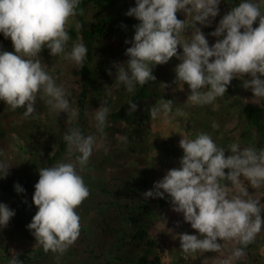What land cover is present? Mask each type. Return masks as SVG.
<instances>
[{
	"label": "clouds",
	"instance_id": "9594fccd",
	"mask_svg": "<svg viewBox=\"0 0 264 264\" xmlns=\"http://www.w3.org/2000/svg\"><path fill=\"white\" fill-rule=\"evenodd\" d=\"M80 2L0 0V33L11 39L15 50L0 51V101L12 110L24 108L25 118L34 114L41 118L35 107L38 96L53 111L75 113L65 89L56 84L38 56L47 48L50 55H62L63 59L83 66L88 50L82 42H73L66 51L71 39L67 26L77 14H84L79 9ZM220 3L221 0H136V6L126 15L140 23L134 26V40L126 41L132 44L125 53L128 61L113 65L114 85H123L132 93L137 85L156 80L154 66L177 57L181 62L175 68L174 82L189 86L191 94L186 104H212L224 96L235 78L243 80V88L251 89L255 99H264V0H240L233 6L211 33L218 39L210 47L197 25L210 26V18L219 15ZM180 12L185 14V20L177 18ZM257 22L258 27H253ZM75 28L79 31L82 24L76 22ZM189 30L190 36L186 35ZM178 48H182V55H178ZM108 75H112L111 70ZM246 76L250 79H244ZM173 106L172 100H159L149 109L151 119L163 116L164 122L169 123ZM129 108L135 112L138 105L129 101ZM109 111L107 106L95 110V126L101 134ZM176 114L185 115L180 108ZM216 127L214 123L213 128ZM182 137L179 146L184 154L180 166L169 170L153 190L143 194L144 199H163L167 194L172 210L182 213L185 222L199 233L179 235L181 251L186 254L219 253L231 241L242 245L234 247L227 258L216 261L233 264L245 255L244 248L264 226L261 202L249 195L245 183L252 189L264 185V149L241 148L237 143L225 149L203 132L191 139ZM63 139L67 154L69 158L75 156V163L60 162L39 169L33 196L38 211L27 226L45 252L61 254L80 235V216L75 209L90 195L77 165L82 172L97 144L96 136H85L78 128L69 129ZM226 152L230 155L226 156ZM9 169L0 160V178H6ZM14 187L17 193L24 191L19 184ZM14 215L7 205L0 204V226L7 227ZM10 264L23 262L13 258Z\"/></svg>",
	"mask_w": 264,
	"mask_h": 264
},
{
	"label": "trees",
	"instance_id": "16d2710c",
	"mask_svg": "<svg viewBox=\"0 0 264 264\" xmlns=\"http://www.w3.org/2000/svg\"><path fill=\"white\" fill-rule=\"evenodd\" d=\"M119 6L122 9L117 13H109L113 9H119ZM135 6L136 0H81L79 9H83L84 14H77L72 19L73 24L67 29L71 39L66 51L70 50L73 42H82L88 50L82 67L63 59L62 55H50L47 48L39 54L59 70L62 65H71L75 78L79 79L80 92L75 101L68 99L77 107V115L69 122L61 117L51 116L50 107L39 96L35 107L41 118H35V114L25 118L24 108L12 110L5 102L0 101V154L3 149L11 146L14 139L31 141L28 144L32 145L33 138L44 136L48 145L45 146L41 141V148L48 150L46 167L66 161L70 158L64 134L69 129L78 128L86 136L88 112L91 108L100 106L110 109L103 134L112 132V143L117 134L130 139L129 144H112V155L105 156L102 162L103 166L109 165L114 174L112 183L99 184L100 190L96 193L92 191L91 195L93 197L96 194V197L91 201L87 198L75 209L78 213L90 204L94 206L90 207L93 212L92 223L80 226L77 241L63 254L45 252L29 231V224L26 222L18 225L17 231L23 229L24 233L22 237L15 238L19 240L17 249L5 253L9 263L17 258L23 264H162L161 256L157 253V241L150 238L149 230L152 221L157 219L161 206L171 203V198L165 196L163 199H144L143 194L153 190L152 182L146 176L150 172L149 168L155 165L154 160L148 158L154 147L150 139L153 120L149 109L162 99L165 90L156 78L143 86L137 85L132 93H128L125 86L114 85L116 79L108 75L109 70L112 74L116 72L114 64H125L129 59L125 53L132 44L126 41L134 40L130 34L140 22L126 13ZM177 18L185 20L186 16L180 12ZM76 22L82 24L79 31L75 28ZM216 27L214 24L210 28L203 27L202 30L211 35ZM10 40L0 33V51H15L5 45ZM152 73L154 75L153 71ZM236 84V80L231 81L226 93H231ZM109 92L111 95H108ZM114 94H117V99ZM129 101L138 105L137 111L130 112ZM243 118L250 133L246 144L261 149L257 146V137L264 134V99L246 104ZM29 180V176L17 179L9 170L6 178H0V189L8 196V201L21 194L15 190L16 184L34 194L36 183ZM252 246L253 242L244 251L248 252Z\"/></svg>",
	"mask_w": 264,
	"mask_h": 264
},
{
	"label": "rangeland",
	"instance_id": "374dc122",
	"mask_svg": "<svg viewBox=\"0 0 264 264\" xmlns=\"http://www.w3.org/2000/svg\"><path fill=\"white\" fill-rule=\"evenodd\" d=\"M239 2L240 0H221L219 15L214 19L210 18V26L197 25L204 33L210 47L216 43L218 38L207 34L202 28H210L214 24L218 26L223 16L233 6L238 5ZM118 8L109 11V13H117V11L122 9V6ZM72 24L73 20L69 22L67 29ZM253 27H258V22ZM134 35L135 30L130 36L134 38ZM186 35L190 36L191 31L189 30ZM5 45L8 48H14L11 40L7 41ZM43 51L45 49L41 52ZM182 54V48H178V55ZM38 58L45 70L56 78V84L65 89L66 99L75 101L81 86L79 79H76L74 76V68L71 65H62L60 66L61 70H59L58 67L45 59V56L39 55ZM180 62L177 57H173L167 64L156 65L152 69L159 85L165 90L162 99L172 100L174 102L172 112L169 114V123L164 122L163 116H159L152 122V136L150 139L154 147L151 156L148 158L153 159L155 165L149 168L150 172L146 177L152 182L153 189L154 184L163 179L169 170L180 166V160L184 154L179 146V142L183 138L182 135L188 136L191 139L197 133L203 132L209 134L218 147L227 149L228 145L232 143L239 144L241 148L249 147L245 142L250 136V133H248V128L243 118V108L248 103L262 100L255 99L251 89L243 88V80L235 78L233 80H236L237 84L233 91L231 93H225L223 97H218L212 104L204 106L186 104L187 97L191 94L189 86L187 84L179 85L174 82L176 80L175 68ZM112 79H116V72L112 74ZM244 79H250V77L246 76ZM114 95V98L117 99V94ZM70 106L71 109L75 110L74 115L53 111L49 108L50 114L53 117H61L66 122H69L77 115V107L71 103ZM98 108H91L89 110V125L86 128V136H96L97 144L94 146L89 162L82 172L79 169V165H77V171L83 177L85 184L90 190L88 197L90 201L96 197V194L93 197L91 196L92 191L96 193L100 190L99 184L112 183L114 180L112 178L114 174L110 166L102 165L105 156L112 155V144L119 146L120 144H129L130 141L127 136L117 134L113 138L115 140L114 143H112L110 141L112 132L110 134L108 133V135L101 134L97 131L94 113ZM177 108L183 110L185 115H177ZM214 123L217 125L215 129L213 128ZM260 135L258 137L256 136L258 138L257 146L264 149V134ZM36 138H33L32 145L28 144L31 141L14 139L11 142V146L3 149L1 152L2 155H0V160L7 163L10 172H12V176L17 179L29 176L31 183L38 182L39 169L46 167L49 159L47 148H41V141L44 142L45 146L48 145L46 144L47 139L44 136ZM116 141L118 143H115ZM227 155H230V153L226 152ZM63 162L75 163V156ZM225 171L227 174L228 170ZM225 183L227 184L228 182L226 181ZM245 183L246 187H248L249 195L253 199L261 202V215L264 216V185L252 189L247 182ZM33 196V193L24 190L18 197L8 201V196L0 189V204L7 205L10 210L15 212L7 227L0 226V243L2 244L0 245V264H10L5 253L6 251L17 249L19 240L15 238L22 237L24 233L23 229L17 231L18 225L26 222L30 224L37 212V207L33 202ZM91 206L90 204L89 207L87 206L86 209H82L77 213L80 216V226L92 223L93 212L92 208H90ZM172 209L173 205L171 203L161 206V211L157 219L152 221L149 230L150 238L157 241V253L161 256L162 264H202L205 261L206 264H216L217 258H227L231 255V250L234 247H239V244L231 241L227 242L226 246L219 253L197 252L194 254H186L182 252L179 235L188 233L199 236V233L192 229L189 223L185 222L182 213H176ZM218 242L224 243L223 241ZM233 264H264V226H262L261 231L256 235L252 248L248 252H245L242 258L234 260Z\"/></svg>",
	"mask_w": 264,
	"mask_h": 264
}]
</instances>
